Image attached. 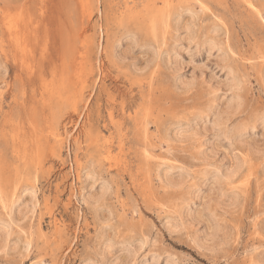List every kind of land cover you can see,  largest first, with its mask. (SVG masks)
<instances>
[{"label": "rangeland", "instance_id": "374dc122", "mask_svg": "<svg viewBox=\"0 0 264 264\" xmlns=\"http://www.w3.org/2000/svg\"><path fill=\"white\" fill-rule=\"evenodd\" d=\"M0 264H264V0H0Z\"/></svg>", "mask_w": 264, "mask_h": 264}, {"label": "bare ground", "instance_id": "6f19581e", "mask_svg": "<svg viewBox=\"0 0 264 264\" xmlns=\"http://www.w3.org/2000/svg\"><path fill=\"white\" fill-rule=\"evenodd\" d=\"M237 125H239V124H237ZM236 125V126H237ZM240 126V125H239ZM238 127V126H237ZM236 127V128H237ZM238 168V167H237ZM240 168V167H239ZM238 168V169H239ZM238 171V170H237ZM237 171H236V169H229V170H226L224 173H222V174H220L221 176H222V178H221V176L219 175L218 176V174H216L218 177H220L221 179H222V181H225V183L226 184H231L233 181H234V177H236L235 175H236V173H237ZM89 172V171H88ZM87 177V176H86ZM92 177V176H91ZM218 177H216V178H218ZM219 179V178H218ZM232 187V186H231ZM229 200V199H228ZM230 201V200H229ZM10 205V204H9ZM8 220V219H7ZM8 230V229H7Z\"/></svg>", "mask_w": 264, "mask_h": 264}]
</instances>
